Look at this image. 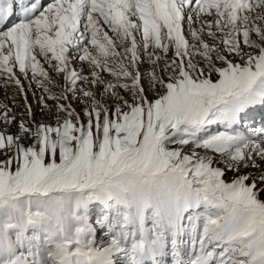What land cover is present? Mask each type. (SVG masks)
Listing matches in <instances>:
<instances>
[{
  "label": "snow or ice",
  "instance_id": "6c2138e0",
  "mask_svg": "<svg viewBox=\"0 0 264 264\" xmlns=\"http://www.w3.org/2000/svg\"><path fill=\"white\" fill-rule=\"evenodd\" d=\"M0 77V264H264V0H0Z\"/></svg>",
  "mask_w": 264,
  "mask_h": 264
},
{
  "label": "rangeland",
  "instance_id": "374dc122",
  "mask_svg": "<svg viewBox=\"0 0 264 264\" xmlns=\"http://www.w3.org/2000/svg\"><path fill=\"white\" fill-rule=\"evenodd\" d=\"M79 64H74V67H79ZM149 65L147 63H144L140 66L141 71L143 72L145 69H147ZM6 78L0 77V103L7 104L12 110L17 113V121L21 118L19 113H22L25 111V100L24 95L19 93L16 86L14 84H9L8 87H4V81ZM22 82L25 86V92L27 95V103L31 105L33 112L36 114V119H44L46 122L48 121V115L46 114V110L42 111L44 104H54V101L44 99L41 101L42 96H47L46 93H43L42 90L36 86L34 82L30 85V77L28 80H24L23 77H21ZM61 78V83H62ZM147 84V81H145V85ZM53 92H59L58 88L53 87ZM14 98V99H13ZM73 106H76L75 102H73ZM80 108L77 107V111H79ZM3 125L0 124V128H2ZM11 132L16 131V124L14 123L11 128L9 129ZM217 159H220L219 156H217ZM259 163V161H257ZM223 167V165H220ZM245 171H251L254 174H258L257 170L255 169H247ZM228 178L230 179L233 176V173L229 172L227 174ZM262 199H264V195L261 196Z\"/></svg>",
  "mask_w": 264,
  "mask_h": 264
}]
</instances>
